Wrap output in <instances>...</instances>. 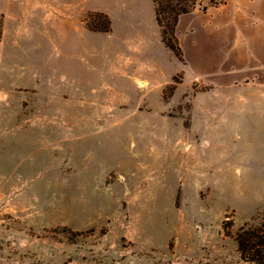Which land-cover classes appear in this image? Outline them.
Segmentation results:
<instances>
[{
	"label": "rangeland",
	"instance_id": "rangeland-1",
	"mask_svg": "<svg viewBox=\"0 0 264 264\" xmlns=\"http://www.w3.org/2000/svg\"><path fill=\"white\" fill-rule=\"evenodd\" d=\"M134 7L7 4L21 21L0 45V264H247L234 235L264 221V0H195L182 45L200 43L181 61L157 48L152 0L150 21Z\"/></svg>",
	"mask_w": 264,
	"mask_h": 264
},
{
	"label": "crops",
	"instance_id": "crops-1",
	"mask_svg": "<svg viewBox=\"0 0 264 264\" xmlns=\"http://www.w3.org/2000/svg\"><path fill=\"white\" fill-rule=\"evenodd\" d=\"M20 3H21V0H0V29H1L0 45H2V43L6 39L9 28L11 26L16 27L17 24L19 23V21H21V14L19 12H17L15 9L7 8V4L8 5L11 4L13 6V8H15V7H18V5ZM149 3H150V0H140V1H137L136 3H132V0H129L130 10L132 11V9L135 8L134 6L136 4L139 5L140 11H142L143 8L146 6H147V10H148L149 9V7H148ZM126 10H128V9H126ZM126 10H124V11H126ZM149 15L150 14H149V10H148L147 11L148 18H149ZM186 15H188V14L181 15L179 17V20L177 23V30L176 31H177V33H179L178 43H179V46H180L181 51H182L184 56H187L188 54H192V56L194 57V55L196 54V49L200 43V40L196 38V33H195V36L193 35V37L189 38L188 45L185 44L186 47L182 45L183 36L181 35L182 34L181 29H182V27H184L187 24V22H189V20L186 19ZM143 19H144V17L142 15L138 14L137 19L135 21L136 23L135 22L130 23V25L135 27V28H138V27H140V24H142ZM149 21H150V18H149ZM197 27H198V22L197 21L194 22V20H193V22H191V29L196 30ZM80 33H78L80 36L86 34L84 29ZM155 40L157 43L159 42L157 48L166 54V52L169 50H167L166 46L162 42L161 33H159L158 36L155 37ZM151 41H153V40H151ZM84 44H85V40L83 37L73 38L67 42V45H68L67 55L69 56L68 59H69L71 66L67 70V73H65V75H64V77H65L64 84H65V86H67V88H72L74 91H81V89L83 88L84 82H83V76H82L83 75L82 66H81L80 58L77 57L76 55L79 54V52H81V49L83 48L82 46ZM143 46H144V48H142ZM140 47L142 48V49L140 48L141 51H143V49H146L145 44H143V42H141ZM149 47H151V45H149ZM137 49L138 48H135V50H137ZM149 51L153 53L152 48L149 49ZM149 69L150 68H148V69L146 67L144 68V70L146 71L145 72L146 75L143 76L141 80L138 78L139 75L132 73L131 75H132L133 79H130V81H132L133 84L135 83L136 80L138 82H140L141 85H143V86L142 87L138 86V87H141V89H143V87H145L148 84L149 85L153 84L154 82L150 79L151 78L150 76H152L151 73H155V71L152 72L151 69L150 70ZM126 77H128V74ZM66 78H67V80H66ZM263 107H264V103H263Z\"/></svg>",
	"mask_w": 264,
	"mask_h": 264
},
{
	"label": "trees",
	"instance_id": "trees-1",
	"mask_svg": "<svg viewBox=\"0 0 264 264\" xmlns=\"http://www.w3.org/2000/svg\"><path fill=\"white\" fill-rule=\"evenodd\" d=\"M154 4L155 20L161 29V38L165 46L179 60L181 50L173 38L174 28L179 17L189 13L195 6V0H152ZM105 25L94 28L93 31L108 33L110 21L105 15ZM167 29L169 32H167ZM170 37H169V36ZM240 260L247 264H264V221L254 228H242L234 235Z\"/></svg>",
	"mask_w": 264,
	"mask_h": 264
}]
</instances>
